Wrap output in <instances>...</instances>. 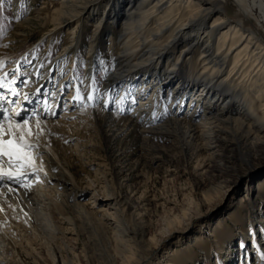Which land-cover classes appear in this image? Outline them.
<instances>
[{
    "label": "bare ground",
    "instance_id": "bare-ground-1",
    "mask_svg": "<svg viewBox=\"0 0 264 264\" xmlns=\"http://www.w3.org/2000/svg\"><path fill=\"white\" fill-rule=\"evenodd\" d=\"M235 5L243 15L246 13L242 2ZM223 10V15L218 14L216 20L213 17V22L207 24L213 10L203 0H61L50 17L39 19L40 22H56L58 27L54 32H68L63 50L47 70L41 67L44 60L39 62V57L27 59L28 64L24 66L20 62L8 64L6 72L2 70L6 61L0 59V84L8 83L7 89L0 87V139L12 140L21 146V155L25 157L18 160L13 156L10 160L0 156V264H20L21 258L15 250L23 246L29 256L42 251L38 257L42 262L47 260V264H91V261L93 264H150L149 254L163 244L162 240L156 243L153 238H146L150 219L144 217L148 209L145 206L151 205V201L138 199L141 201L138 208L142 207L145 212L133 208L134 213H130L127 220V203L130 204L127 192L120 186L115 189L108 174L103 172L97 177L99 169L94 170L97 173L93 176H86L85 190H77L79 181L84 179H77L70 172L72 161L83 163L92 150H100L93 147L92 138H85L91 131L95 135L104 132V141L114 147L116 153L121 152L120 144L128 139L131 142L127 145L138 148L139 153L146 156L156 154L154 135L167 134L163 138L171 139L173 154L194 172L206 173L209 163H238V159L228 154L232 152L234 156L243 151L245 164L241 160L243 165L239 162L234 169L238 172V167H244L239 171L240 177L226 189L236 187L249 174L254 178L261 176L264 160H257L264 155V41L251 28L228 23L227 11ZM33 20H23L15 31L35 26L37 23ZM82 20L93 33L90 50L106 23L116 26L112 39L108 37L112 32L106 34L109 40L106 49L112 53L113 70L106 74L103 92L121 89L129 98H134L129 94L134 86L140 89V94L151 87L156 96L166 98L163 100L173 106L172 110L166 106L167 116L154 119L149 116V108L155 100L153 92L139 99L132 112L133 105L123 98L118 111H111L108 104L102 107L110 99L106 98L107 94L100 97L87 94L77 103L73 98L70 101L71 93H67L63 111L55 119L58 112H52L54 103H58L64 83L70 84L72 76L69 73L61 76L62 64L69 48L78 42L74 29ZM21 33L22 30L15 34L13 42L8 39L9 47L18 50L24 44L25 37L22 38ZM19 38L23 40L17 41ZM182 42H186L187 52H199L196 61L200 69L194 72L191 65L183 81H179L175 74L181 71L177 65L184 58L180 48L172 47L173 43ZM132 43L137 44L135 49ZM134 57L137 59L133 60ZM10 69L18 74L14 81L7 79ZM93 70L87 65L85 82ZM125 73L131 74L126 76ZM246 91L257 92L259 105L256 108L255 103L241 99L242 92ZM49 97L53 100L47 113L43 114L42 108L38 109L39 113L30 111L38 100L43 102L40 105H45ZM15 98L17 103H14ZM12 102L13 109L9 106ZM77 104L80 109L76 110ZM184 105L188 106V111L182 108ZM231 168L234 167L231 165ZM263 186L259 183L257 192L262 200ZM224 190L219 187L220 192L217 191L222 198ZM99 193L104 199H100ZM85 197L87 201L82 202ZM185 227L181 231L170 228L166 236L181 234L189 225ZM14 231L21 234V240H16L18 232ZM78 241L82 247L76 254ZM199 242L198 237L196 243ZM10 251L12 258L6 256Z\"/></svg>",
    "mask_w": 264,
    "mask_h": 264
},
{
    "label": "rangeland",
    "instance_id": "rangeland-1",
    "mask_svg": "<svg viewBox=\"0 0 264 264\" xmlns=\"http://www.w3.org/2000/svg\"><path fill=\"white\" fill-rule=\"evenodd\" d=\"M203 1L213 10L207 20V24L213 22V17L216 20L215 17L219 16L218 14L222 13L223 15V9H225L228 23H240L243 27L251 28L264 41V0ZM60 2L61 0H2V5H0V52L2 51L0 59L6 61L2 70L7 72L8 64L17 65L20 62V65L24 66L28 64L27 59L37 60L39 57V62L44 60L41 64L43 70H47L51 66L54 57L63 50L64 44L68 39V32L64 30L54 32L58 27L56 22H40L39 19L50 17L53 11L59 8ZM234 2L236 4L242 2L246 11L244 15L238 10ZM29 18L31 20L34 19V23L37 24L21 29V36L22 38L25 37L24 44L18 50L9 47L8 39L10 38L9 42H13L15 34L21 32V30L15 31L16 26ZM109 23H106V26L98 32L95 46L92 50L89 48L93 34L90 31L91 28L85 26L82 20L79 22V27L76 30L74 29L75 38L78 42L69 48V53L62 64L61 75L65 77L69 73L72 76L70 77V84L64 83L65 87L58 98V103H54L52 112H58L55 119L63 111L62 105L67 93H71L70 101L73 98L77 103L82 101L87 94H95V96L98 95L99 97L107 94L106 98L110 97V99L102 104V107H106L108 104L111 107V111H118L117 109L121 105L119 101H122L123 98L126 103L129 102L133 105L130 110L132 112L134 105L139 103V99L147 98L153 92L152 99L155 100H153L151 106L147 104L150 106L149 116L153 119L164 116L166 106H169L170 110L173 109L171 103L167 104L168 100H163L166 98L162 99L158 95L156 96V92L151 87L144 94H140V89L138 90L134 86L131 89L132 92L129 93L134 98H129L125 91L119 89L120 87H118L119 90L115 89L111 93L103 92L106 74L113 70L112 53L106 49L109 41L106 34L112 32L113 34L111 33V36H108L112 39V36L116 33V26ZM22 38L17 41L23 40ZM185 43H173L172 47L180 48L181 55L184 58L181 59V64L177 65L181 71L175 74L179 81H183L187 73L185 71L191 65L194 72L200 69L199 63L196 61L199 52L197 50L187 52ZM132 44V48L137 46L135 43ZM159 48H161V44ZM89 51H92L90 52L92 55L90 63L87 62ZM139 52L142 51L139 50ZM134 59L137 58L134 57ZM87 65L92 66L94 70L87 82H85L83 78L85 77ZM165 65L169 64L165 63ZM229 67L227 65L226 69ZM27 71L28 69L25 68V74H27ZM135 71L138 70L135 69ZM8 72V80L14 81L18 78L17 72L14 73L11 69ZM127 74L130 75L131 73H125L124 75L127 76ZM136 80L138 81V78ZM137 81L136 85L139 86V81ZM7 84L3 85L2 88L7 89ZM19 84L22 85L23 83ZM149 84L152 85L151 82ZM91 88L94 90L92 93L89 91ZM256 94V91L242 92L243 96L241 99L247 103H255L256 108L259 105V97ZM106 98L103 99L102 97V100H106ZM52 100L53 98L49 97L45 105H40L42 100H38L30 111L39 113L38 109L42 108V113H47L52 108ZM14 101V103H17V98ZM12 105L15 104L12 102L9 106L12 107ZM78 105L75 106L76 110L80 109ZM58 106L61 108L57 109ZM185 106H182V108L188 111V106ZM7 109L6 107V112L8 111ZM7 113L9 118L12 119L10 116L11 112ZM128 131L129 129L125 133ZM165 135L167 134L159 133L154 135L153 139H155L153 142L157 145L156 154L146 156L140 154L138 148L127 145L128 142H131L128 139L120 144L121 152L116 153V149L108 146L107 141H104V132L99 131L98 135H95L91 131L90 135L87 134L85 138L88 140L92 138L93 147H99L100 150H92L88 154V158L85 157L82 160L83 163L72 161L70 172L77 179H80V177L84 179L82 180L83 182L79 181L80 187L78 188L77 186V190L84 189L88 182L86 176H93L96 172L94 170L99 169L97 177H100L99 175L104 172L108 174L107 178L113 182L115 189L120 186L122 190L127 192L128 200L130 201V204L129 202L127 203V220L129 219L128 215L134 213V209L140 207L142 200L145 201L147 198L151 201V205L145 203V209H148L146 210L147 214H143L146 219H150V226L146 229V238H153L156 243L162 240L163 244H160L161 246L157 247L156 250H152L151 253L149 252L148 259L150 264H264V259H262L264 257V200L257 195L259 183L262 182L264 185V172L257 178L249 174L246 178L240 180L236 187L226 189L230 182H234L240 177L239 171L244 168L242 165L245 160L242 157L243 151L236 152L234 156L232 152L228 154L232 159H238V163L231 164L230 162L225 163V161L222 163H209L210 168H206V173L203 170L196 171V173L192 169L186 168L183 161H180L178 156L173 154L174 148L171 145V139L165 140L163 138ZM118 154L121 156H118ZM259 160H264V155L257 161ZM239 162L242 165L238 167V172H235L234 169H237ZM167 165L169 168L165 169L164 166ZM231 165L234 168H231ZM214 174L216 177H214ZM11 177L15 178L13 175ZM219 187L225 188L224 198H222L220 193H217ZM262 189H264V186ZM78 193L82 194V191H78ZM99 194L100 199H104V195ZM249 196L252 198L250 201H248ZM87 198L85 197L81 201L86 202ZM137 200L139 203H136ZM133 202H135V205L132 204ZM252 205L256 207H250ZM141 208H138V212L141 210V213H144L145 210L142 212L143 208ZM250 224H252L251 230ZM188 225L189 227L185 232L166 236L170 228L181 231ZM14 232L17 234L18 231ZM17 235L16 240H21V237H19L21 234L18 232ZM198 237L200 242L196 243ZM76 246L79 247L76 250V254H79L82 243L78 241ZM24 248V246L22 248L17 247L15 250L21 258L20 264L48 263L47 260L46 263L39 259L38 255H42V251H36L38 254L36 256H29V252L25 251ZM6 256L12 258V251L8 252ZM81 260L82 257H80ZM81 264L83 263L81 262ZM91 264H93L92 261Z\"/></svg>",
    "mask_w": 264,
    "mask_h": 264
},
{
    "label": "snow or ice",
    "instance_id": "snow-or-ice-1",
    "mask_svg": "<svg viewBox=\"0 0 264 264\" xmlns=\"http://www.w3.org/2000/svg\"><path fill=\"white\" fill-rule=\"evenodd\" d=\"M0 5H2V0H0ZM0 87H3V85L0 84ZM37 91H39V89H37ZM88 98L91 99L92 97L89 96ZM20 148L21 146L15 144L12 140L0 139V156H7L10 160L15 156L18 160H23L25 157L21 155ZM28 162L30 163V159ZM6 175L10 176V174ZM262 259H264V257H262Z\"/></svg>",
    "mask_w": 264,
    "mask_h": 264
}]
</instances>
